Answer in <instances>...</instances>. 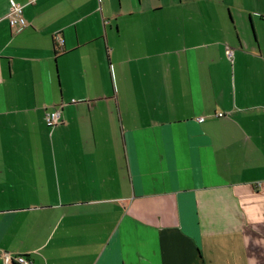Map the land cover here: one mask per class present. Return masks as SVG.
Listing matches in <instances>:
<instances>
[{
  "label": "crops",
  "instance_id": "obj_1",
  "mask_svg": "<svg viewBox=\"0 0 264 264\" xmlns=\"http://www.w3.org/2000/svg\"><path fill=\"white\" fill-rule=\"evenodd\" d=\"M5 253L264 264V0H0Z\"/></svg>",
  "mask_w": 264,
  "mask_h": 264
},
{
  "label": "built area",
  "instance_id": "obj_2",
  "mask_svg": "<svg viewBox=\"0 0 264 264\" xmlns=\"http://www.w3.org/2000/svg\"><path fill=\"white\" fill-rule=\"evenodd\" d=\"M8 19L13 30L22 31L28 26L25 18L23 17V7L18 4L12 3ZM55 42L58 48H61L64 45L63 38L58 35L55 38ZM227 55L231 58L233 55L232 51H228ZM219 116L222 117L223 114H220ZM203 121L204 118L199 119V122ZM45 122L49 128L59 126L61 124V113L59 110H53L47 113ZM2 258L4 264H33V262L25 255L11 256L10 254L5 253Z\"/></svg>",
  "mask_w": 264,
  "mask_h": 264
}]
</instances>
